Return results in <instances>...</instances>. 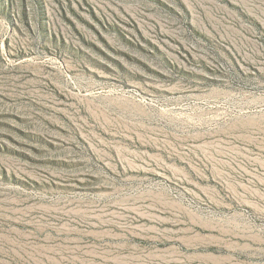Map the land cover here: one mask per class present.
Returning <instances> with one entry per match:
<instances>
[{"label":"rangeland","instance_id":"rangeland-1","mask_svg":"<svg viewBox=\"0 0 264 264\" xmlns=\"http://www.w3.org/2000/svg\"><path fill=\"white\" fill-rule=\"evenodd\" d=\"M0 264H264V0H0Z\"/></svg>","mask_w":264,"mask_h":264}]
</instances>
